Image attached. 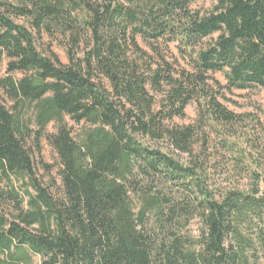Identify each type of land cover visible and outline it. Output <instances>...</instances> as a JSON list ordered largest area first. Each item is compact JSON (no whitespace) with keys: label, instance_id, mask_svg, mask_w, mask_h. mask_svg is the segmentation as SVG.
Here are the masks:
<instances>
[{"label":"trees","instance_id":"obj_1","mask_svg":"<svg viewBox=\"0 0 264 264\" xmlns=\"http://www.w3.org/2000/svg\"><path fill=\"white\" fill-rule=\"evenodd\" d=\"M198 1L0 0V264H264V127L220 102L264 89V0ZM192 102L193 125H166Z\"/></svg>","mask_w":264,"mask_h":264},{"label":"rangeland","instance_id":"obj_2","mask_svg":"<svg viewBox=\"0 0 264 264\" xmlns=\"http://www.w3.org/2000/svg\"><path fill=\"white\" fill-rule=\"evenodd\" d=\"M10 2H15L16 0H9ZM213 4L210 0H199L194 9H197L202 12H206L212 8ZM140 47L143 51L150 54L151 48L158 50V53L168 62L170 63L176 72L180 73L181 71H190V66L182 59L177 50V44L171 43L168 44L167 47H164L163 44H154V46H149L145 44L141 40H138ZM39 49L44 52L45 55L53 54L60 64L66 65L68 63V53H67V45L65 41L58 35L48 36L45 33H42L41 39H39ZM82 50V49H81ZM81 50H79L76 55L80 57L82 55ZM6 75V61L0 67V78ZM20 77V75H17ZM211 77L220 83L222 86L226 84L223 76L219 73L212 74ZM220 102L224 107H226L229 111L237 114V115H245V114H254L256 115L264 127V89L255 87L248 90H233L232 93L225 94V99H221ZM5 104L9 106V102L5 101ZM197 117V106L194 102L190 103L184 111L183 118H173L171 122H166V125L169 127H185L189 125H193L195 119ZM65 123L68 129L72 132V134H76L84 125L83 124H75L70 121L68 118L65 119ZM251 126L258 130V126L256 123H253ZM54 131V126L50 125L46 129V134H51ZM213 137V135H211ZM159 148L162 150H166V143L157 144ZM198 145H194V152H198ZM181 160H184L185 157L181 156ZM38 159L41 160L43 166H47L48 169H45L40 166L37 170V174L42 180L45 186H48L55 182L57 185L59 183L57 177L58 170V160L57 156L52 151L51 147L47 143L46 139L41 141V153ZM225 170V168L223 169ZM224 173L222 178L224 177ZM236 179V178H235ZM240 182L244 184L246 180L244 178L239 179ZM243 180V181H242ZM52 182V183H51ZM54 190V189H52ZM197 224L193 223L191 229L195 234L197 231ZM37 263V260H35Z\"/></svg>","mask_w":264,"mask_h":264}]
</instances>
